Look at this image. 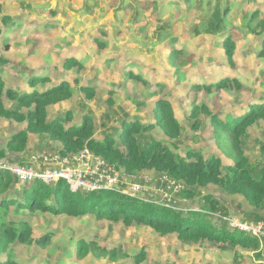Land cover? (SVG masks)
Masks as SVG:
<instances>
[{"label": "rangeland", "instance_id": "1", "mask_svg": "<svg viewBox=\"0 0 264 264\" xmlns=\"http://www.w3.org/2000/svg\"><path fill=\"white\" fill-rule=\"evenodd\" d=\"M236 2L238 7L232 8L226 17V37H233L237 44V61L233 66L221 44V33H206L200 27L195 7L188 9L184 0H0V58L7 62H0V68L5 69L2 74L7 87L21 84V89L29 88L26 76L39 74L51 78L39 89L57 84L60 79L70 81L76 88L72 100L50 110L52 114L72 111L73 124H81L84 115L93 117L97 138L117 136L123 120L148 122L153 118L157 99L166 96L182 123L181 135L170 139L156 128L144 134L141 146L156 139L163 140L177 155L185 156L189 150L223 155V147L232 155L227 132L222 131L219 147L210 119L202 117V127L196 130L192 128L195 119L191 113L194 104L199 107L205 104L222 120H230L252 103L264 102V57L258 58L255 51L260 47L259 36L247 32L243 23L245 11L258 7L264 12V0ZM30 13H36L37 17L31 18ZM8 16L14 18L13 24L6 20ZM165 24L166 31L162 29ZM171 37L176 38L175 45L170 44ZM97 38L106 45L98 47ZM173 46L186 49V55L179 56L176 66L169 60ZM71 56L83 62V70L63 67ZM138 74L142 80L135 78ZM223 77L238 78L243 84L241 89L208 93L196 88ZM85 85L95 87L93 100L82 92ZM110 98L112 103L108 102ZM26 125L0 118L1 148L5 149L10 138ZM241 143L250 167L257 174L264 173V156L260 152L264 145V121L253 125ZM60 151L61 146L48 136L29 133L27 150L8 153L0 162L30 166V154L46 152L60 156L56 161L58 166L60 160L66 161L74 155H63ZM42 166L50 167V164ZM117 166L113 167L119 175L121 190L131 193L130 187L137 183L141 188L135 197L152 204H166L186 215L192 209L204 210L211 222L234 232L240 231V226H248L256 232L251 234L259 240L260 250L210 241L183 243L176 234L161 235L144 225L126 226L122 222L98 220L92 215L73 218L51 213H15L12 206L11 219L29 221L34 239L50 233L43 246L16 245V259L24 264H135L136 254L144 251L146 259L141 264H264V209H256L244 197L230 195L214 186L200 188L188 198L184 195L186 184L166 173L155 170L129 173ZM209 195L217 199L216 209L205 200ZM231 222L239 226H232ZM80 239L94 240L101 248L121 247L123 257L117 262L97 253L78 258Z\"/></svg>", "mask_w": 264, "mask_h": 264}, {"label": "trees", "instance_id": "2", "mask_svg": "<svg viewBox=\"0 0 264 264\" xmlns=\"http://www.w3.org/2000/svg\"><path fill=\"white\" fill-rule=\"evenodd\" d=\"M184 1L188 9L195 7L200 27L206 33H221L223 39L221 44L225 48L227 60L235 66L237 44L233 37H226L228 35L226 17L231 14L232 8L238 7L237 0ZM174 3L176 6L177 2ZM263 13L258 7L244 12L243 23L246 31L259 36L260 47L255 50L258 58L264 57ZM166 27L167 24L162 29L166 31ZM170 40V44L175 45L176 38L171 37ZM96 42L101 48L106 45V42L100 38H97ZM8 47L6 44V48ZM185 55V48L173 46L169 51L170 63L176 66L177 60ZM0 62L5 64L1 58ZM63 67L66 70L84 69L83 62L75 57L67 58ZM135 78L142 80L139 74ZM50 80L49 76L43 75L31 77L27 82L29 88L21 89V84L7 87V80L4 79L0 69V118L27 124L10 138L5 149L0 145V160L5 159L11 152H25L29 143V133H33L54 140L61 146L60 152L63 155L77 154L88 148L109 164L118 165L129 173L149 170L166 173L171 178L186 184L184 195L188 198L193 197L200 188L214 186L230 195L244 197L256 209H264V173L257 174L256 170L250 167L241 143V139L253 125L264 121V102L252 103L247 110L230 120H222L205 104L200 107L194 104L191 116L195 120L192 128L199 130L202 127V117H208L211 125L215 127L216 143L221 147L222 131H226L233 154L230 155L226 147L225 149L223 147V155H204L189 150L183 156L175 154L163 140L151 139L148 145L141 146L144 134L153 132L156 128H160L170 139L180 137L182 123L168 97L162 96L157 99L152 113L153 118L148 122H141L139 119L123 120L117 136L104 135L97 138L93 117L84 115L81 124H73L74 114L70 110L52 114L50 109L55 105L72 100L76 88L65 79H60L57 84L49 85L48 88H38L47 84L46 82L49 83ZM242 85L238 78L223 77L213 84H199L196 88L213 93L222 89L227 91L241 89ZM81 90L90 100L94 99L97 92L91 85L82 86ZM9 102H12L11 106H8ZM108 102L112 103V98ZM260 152L264 156V145L261 146ZM19 182L9 172L0 171V264H24L16 259L15 246L33 243L43 246L50 237V233H47L38 240L34 239L33 225L29 221L11 219L12 206L15 207V213L20 211L36 215L51 213L73 218L92 215L98 220L122 222L126 226L144 225L161 235L176 234L183 243L210 241L216 244L238 245L249 250H260L259 240L251 233L242 230L234 232L228 227L217 226L207 218L204 210L192 209L189 210L192 212L186 215L169 205L152 204L120 192L75 191L64 180L55 184L35 181L21 185ZM18 185H21L20 190ZM205 200L212 204V209L217 208L216 198L209 195ZM120 249L121 247L101 248L94 240L80 239L77 256L84 258L91 253H97L95 255L117 262L123 257ZM5 255L6 257H3ZM145 259V252L140 251L135 256V264H141Z\"/></svg>", "mask_w": 264, "mask_h": 264}, {"label": "built area", "instance_id": "3", "mask_svg": "<svg viewBox=\"0 0 264 264\" xmlns=\"http://www.w3.org/2000/svg\"><path fill=\"white\" fill-rule=\"evenodd\" d=\"M71 156L73 157L68 158V160L65 159L66 161L60 160V164L56 166V161L61 159L60 156L46 152H34L30 154L28 160L30 166H26L24 163L10 164L4 161L0 162V171L9 172L21 182L33 183L42 181L46 184H55L60 180H64L75 191L82 190L88 193L113 191L127 194L131 197L138 195L136 192L141 188L139 184L134 183L130 187L131 193L121 190L119 175L114 169L116 167H113L116 165L109 164L88 148ZM43 164H50V167H44L42 166ZM37 166L40 167L37 168ZM231 225L239 226L236 222H231ZM240 228L242 231L256 234L248 226H240Z\"/></svg>", "mask_w": 264, "mask_h": 264}, {"label": "crops", "instance_id": "4", "mask_svg": "<svg viewBox=\"0 0 264 264\" xmlns=\"http://www.w3.org/2000/svg\"><path fill=\"white\" fill-rule=\"evenodd\" d=\"M36 13H30L28 16H31V18H36L37 16L35 15ZM48 17V16H47ZM6 20L9 22V23H11V24H13V20H14V18H12V16L10 17V16H8L7 18H6ZM10 24V25H11ZM71 57H73V56H71ZM68 58H70V57H68ZM5 61V60H4ZM4 63H7V62H4ZM1 69V71H2V73H5V69L4 70H2V68H0ZM37 76H43L42 74H39V75H32V76H26V78H27V82L29 81V79L31 78V77H37ZM6 77V76H5ZM27 82H26V84H27ZM52 85H55V84H52Z\"/></svg>", "mask_w": 264, "mask_h": 264}]
</instances>
